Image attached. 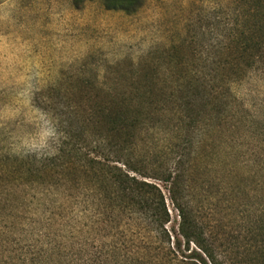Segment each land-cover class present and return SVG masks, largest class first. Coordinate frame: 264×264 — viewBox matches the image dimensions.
Here are the masks:
<instances>
[{
  "label": "rangeland",
  "instance_id": "374dc122",
  "mask_svg": "<svg viewBox=\"0 0 264 264\" xmlns=\"http://www.w3.org/2000/svg\"><path fill=\"white\" fill-rule=\"evenodd\" d=\"M263 22L264 0H139L131 12L107 8L103 0L78 6L0 0V240L6 249L35 252L44 241L73 253L82 245L105 253L113 241L133 255L119 231L79 218L80 170L47 176L31 164L60 147L100 158L110 140L117 166L136 164L149 176L169 170L176 152L189 153L186 184L227 248L217 251L219 263L264 264V46L251 75L229 87L212 83L213 70L244 67L222 61L237 56ZM197 85H213L223 105L219 117L211 104L203 108L206 98L194 100ZM188 100L189 112L181 107ZM186 113L197 119L190 147L184 141L189 121L174 119ZM119 118L159 124L139 142V155L119 152V138L108 134ZM159 186L165 226L176 227L177 211ZM135 245L142 262L157 253L149 243Z\"/></svg>",
  "mask_w": 264,
  "mask_h": 264
},
{
  "label": "trees",
  "instance_id": "16d2710c",
  "mask_svg": "<svg viewBox=\"0 0 264 264\" xmlns=\"http://www.w3.org/2000/svg\"><path fill=\"white\" fill-rule=\"evenodd\" d=\"M84 1L86 0H73V4L78 6ZM103 1L107 8L121 9L127 12L134 11L139 5V0ZM259 26L261 28L252 29L246 35L243 40L244 45L239 48L237 56L229 59L232 57L229 55L222 61V64L239 63L244 67L238 70L231 68L225 72L213 70L212 83L218 79L229 87L251 75L247 71L256 63L257 51L264 46V22ZM258 31L262 33V37L259 36L262 39L260 38L257 42L255 33ZM259 73V76L264 80V70ZM194 87L193 93L196 94L194 100L199 99L201 102L206 98L208 104L201 103L203 108L206 109L207 105L211 104L210 112L218 113L219 117L223 105L220 104L217 93L213 92V85L211 87L210 85ZM181 107L188 112L193 110L190 100L181 104ZM174 119L178 123L185 122L186 119L189 121L186 127L190 132L184 141L189 147L192 146L195 136L192 135L191 129L196 125L197 119L188 113L184 116L179 114ZM160 121L163 123L165 119ZM110 124L112 127L108 134L114 133L119 138L118 151L130 153L131 150L130 155H139V142L144 141L146 132L158 131L157 126L159 125L152 121H139L135 118L128 120L119 118L110 121ZM111 145V141L108 140L106 151L101 154L100 158L79 157L76 151L71 155L70 153L66 154L65 148L60 147L55 153L46 154L31 164L36 171L46 173L47 176L52 174L67 176L76 174L80 170L81 176L84 178L77 180L74 186L80 192L79 218L87 219L91 224L95 222L105 224L110 230L119 231L117 234L121 235L123 245L129 243L132 246L133 255L129 257L127 249L118 247L113 241L108 244L105 253L101 251L85 252L83 245L78 246L73 253L60 243L44 241L35 252L33 250L30 252L22 250L9 252L6 249L8 242L2 238L0 240V264H135L138 260L140 261L138 264H220L217 251L224 245L219 243V236L209 223L203 220L205 216L200 208L203 206V202L199 204V200L190 194V188L186 184L188 167L184 155L188 156L189 153L176 152L177 158L169 170L161 176L157 172L154 173L155 176H149L142 173L136 164L124 163L123 168L117 166L115 162H119V158L113 156L114 150H111ZM177 147L179 148V146ZM57 183L67 185L65 180L64 182L59 180ZM159 183H163V187L169 194V200L177 211L179 221L176 227L167 229L165 226L169 222V214ZM53 187H57L56 183L49 186V189ZM55 205H57V201ZM55 205L52 209L60 210V207H55ZM50 222L51 218L46 215L44 223L50 225ZM129 230L132 231L130 241L125 240ZM3 234L4 231L0 228V236ZM251 235L255 236L256 234L251 232ZM113 236L116 237V234ZM137 242L154 245V250L157 253L142 262L143 256L139 257L140 252L136 249L135 243ZM135 249L136 259L132 258L135 255Z\"/></svg>",
  "mask_w": 264,
  "mask_h": 264
}]
</instances>
